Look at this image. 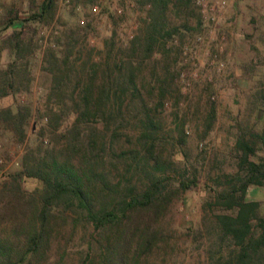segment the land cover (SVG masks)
<instances>
[{
  "label": "trees",
  "instance_id": "obj_1",
  "mask_svg": "<svg viewBox=\"0 0 264 264\" xmlns=\"http://www.w3.org/2000/svg\"><path fill=\"white\" fill-rule=\"evenodd\" d=\"M144 1L150 7L139 34L123 50L115 49L114 36L106 41L101 65L90 56L72 57L73 31L48 36L41 67L44 94L35 108L43 123L35 146L22 155L21 170L11 175L39 185L31 191L19 186L0 190V264H50L58 219L65 221L69 212L98 235L96 245L87 240L89 251L81 264L147 263L160 239L157 224L169 195L157 173L176 171L177 163L171 153L163 159L159 151L164 135L159 109L164 106L166 79L172 76L161 83L157 76L150 78V87L141 76L180 30L170 20L172 0ZM192 2L177 0L173 7L187 12ZM57 9V0H42L27 21L51 24ZM15 39L12 62L0 80V98L30 90L26 63L17 60L30 55L35 44ZM151 70L155 76V65ZM166 72L170 74V68ZM71 114L73 121L59 131ZM32 117L30 103H16L13 109L0 106V121L10 124L21 143ZM132 122L136 133L127 129ZM183 137L180 134V142ZM234 144L235 171L215 178L219 188L213 198L220 212L210 220L214 236L208 238L205 264H264V209L259 201L246 198L250 186H264V127L239 129ZM185 172L183 168L182 177ZM178 185L185 191L197 183L195 177L182 178Z\"/></svg>",
  "mask_w": 264,
  "mask_h": 264
},
{
  "label": "rangeland",
  "instance_id": "obj_2",
  "mask_svg": "<svg viewBox=\"0 0 264 264\" xmlns=\"http://www.w3.org/2000/svg\"><path fill=\"white\" fill-rule=\"evenodd\" d=\"M41 1L0 0V80L12 62L11 42L19 37L35 44L30 55L17 60L26 63L32 78L30 90L0 98L1 107L13 109L16 103L27 102L33 111L27 138L22 143L10 124L0 121V190L19 186L31 191L39 185L34 179L14 180L11 175L21 170L22 155L35 146L43 123L35 108L44 94L41 67L48 36L73 31L76 44L72 57L81 60L90 56L93 63L101 65L106 41L114 36L115 49L123 50L139 34L150 7L144 0H57L58 9L51 24L27 21ZM172 1L170 20L180 32L154 55L141 76L148 87L150 78L157 76L160 82L165 76H172V80L166 79L164 106L159 109L164 134L159 151L163 159L171 153L177 163L176 171L157 173L164 178L163 192L169 195L157 224L160 239L146 264H205L208 238L214 236L213 232L210 235V220L220 212L213 198L214 190L219 188L215 178L236 169L234 143L239 129L264 127V0H226L214 21L204 17V6L199 0H193L189 11L183 13L173 7L177 0ZM210 1L214 0H207ZM94 6L96 11L92 10ZM152 65L155 76L151 74ZM156 94L159 95L158 88ZM73 119L71 114L59 131ZM127 129L130 133L138 131L134 122ZM192 177L197 185L185 191L179 188L178 180ZM246 198L259 201L264 209V186H250ZM67 214L65 221L58 219L53 233L50 264H81L89 251L87 240L96 245L97 231L83 218L78 219L76 213Z\"/></svg>",
  "mask_w": 264,
  "mask_h": 264
},
{
  "label": "built area",
  "instance_id": "obj_3",
  "mask_svg": "<svg viewBox=\"0 0 264 264\" xmlns=\"http://www.w3.org/2000/svg\"><path fill=\"white\" fill-rule=\"evenodd\" d=\"M200 1V2H199ZM199 3H202L204 6L202 9V12L204 13V17L208 19V21H214L216 19V15H218V12L224 8L226 4V0H214L213 2H207V0H199ZM93 11H96V6L93 7ZM122 9L118 8L117 12L121 13Z\"/></svg>",
  "mask_w": 264,
  "mask_h": 264
}]
</instances>
